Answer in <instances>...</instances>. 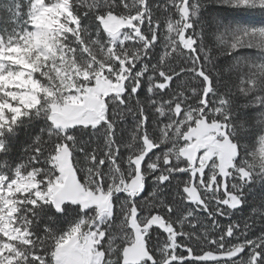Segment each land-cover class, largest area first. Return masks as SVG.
I'll return each mask as SVG.
<instances>
[{
    "label": "snow or ice",
    "instance_id": "6c2138e0",
    "mask_svg": "<svg viewBox=\"0 0 264 264\" xmlns=\"http://www.w3.org/2000/svg\"><path fill=\"white\" fill-rule=\"evenodd\" d=\"M210 4L264 12L0 3V264H264V209L236 216L264 179V22Z\"/></svg>",
    "mask_w": 264,
    "mask_h": 264
},
{
    "label": "trees",
    "instance_id": "16d2710c",
    "mask_svg": "<svg viewBox=\"0 0 264 264\" xmlns=\"http://www.w3.org/2000/svg\"><path fill=\"white\" fill-rule=\"evenodd\" d=\"M7 0H0V3H6ZM206 16L212 17H224L226 22L235 26H253L261 22H264V12L249 8V9H236L228 12L217 10L214 4H210L206 9ZM0 15H5L0 11ZM244 51H251L245 49ZM39 124L36 127L21 128L14 134L10 140L9 152L7 154V160L10 163H16L23 156V150L27 142H29L30 136L35 135L38 132ZM4 157H0L3 159ZM244 211L236 213L237 218L244 217L248 210L259 211L264 209V179L256 180L248 185L245 191V204L243 205Z\"/></svg>",
    "mask_w": 264,
    "mask_h": 264
}]
</instances>
